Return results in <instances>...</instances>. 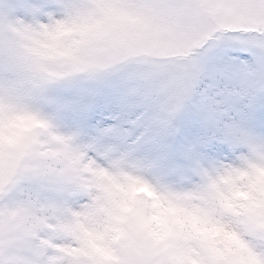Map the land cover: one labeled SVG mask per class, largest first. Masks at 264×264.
<instances>
[{
	"label": "snow or ice",
	"instance_id": "obj_1",
	"mask_svg": "<svg viewBox=\"0 0 264 264\" xmlns=\"http://www.w3.org/2000/svg\"><path fill=\"white\" fill-rule=\"evenodd\" d=\"M0 264H264V0H0Z\"/></svg>",
	"mask_w": 264,
	"mask_h": 264
}]
</instances>
